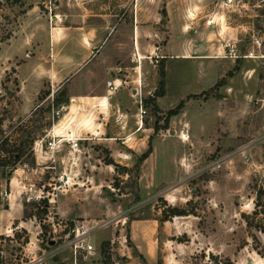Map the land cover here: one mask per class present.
Wrapping results in <instances>:
<instances>
[{
	"label": "rangeland",
	"instance_id": "obj_1",
	"mask_svg": "<svg viewBox=\"0 0 264 264\" xmlns=\"http://www.w3.org/2000/svg\"><path fill=\"white\" fill-rule=\"evenodd\" d=\"M165 1L139 4L149 6L140 11L139 20L145 25L154 21L155 29L146 38L156 45L140 59L137 86L144 88L140 92L146 111L142 125L149 127L143 132L147 138L141 151L131 154L126 164L113 166L107 164L111 158L106 148L80 141L79 150L68 159L71 168L66 170L61 168L64 160L53 156L51 162L43 157L41 161L53 168L24 181L43 186L46 193L26 201L21 180L23 165L28 163L12 165L6 155L29 130L34 140L44 137L46 129L66 112L71 89L68 80L60 85L62 78L45 77L42 66L20 83L18 64L31 54L21 68L30 65L37 48L47 53L45 26L75 24L78 18L79 23H97L107 16L113 24L95 52L100 57L120 51V36L129 40L127 24L135 15L131 11L135 0H0V135L8 137L5 151H0V161H5L0 166V208L8 197L21 204V215L11 232L0 230V264H22L33 256V264L42 257L62 264L55 250L73 223L83 224L90 232L111 229L120 236V256L115 254L120 264H264V0H185L190 9L185 13L183 40L182 36L170 37L171 30L165 28L169 17L164 12ZM106 8L107 14L101 15ZM170 15L176 23L177 14ZM202 33L205 41L221 46L216 58L182 61L162 57L182 44L198 43ZM252 37L262 39L258 47ZM166 43L173 48L163 49ZM248 49L257 57L237 55ZM37 61L38 66L48 63L40 54ZM161 77L163 93L156 95L160 107L154 102L156 97L143 103L150 97L146 88L151 87V93L157 90ZM56 95L66 100L51 106L60 108L59 115L52 118L49 111L39 116ZM179 101L180 108L168 117L164 128L167 110ZM86 112L80 105L72 115L86 118L90 116ZM115 117L113 121L120 119L117 110ZM155 125L157 130L152 129ZM148 136L151 153L137 163ZM13 176L17 181L13 179L11 191L8 182ZM169 207L186 214L172 216ZM143 218L155 220L149 254L147 246H135L128 238L130 222ZM101 236V232L92 234L90 240ZM31 239L39 246L33 252L25 245ZM113 246H119L117 239ZM102 251L104 256L109 252Z\"/></svg>",
	"mask_w": 264,
	"mask_h": 264
},
{
	"label": "crops",
	"instance_id": "obj_2",
	"mask_svg": "<svg viewBox=\"0 0 264 264\" xmlns=\"http://www.w3.org/2000/svg\"><path fill=\"white\" fill-rule=\"evenodd\" d=\"M143 1L145 0H135V4L131 7V11L135 15L131 18L130 26L127 24V28L131 30V33L128 35L129 40L125 41L121 35L120 51L113 54L107 52L99 57L97 52H95L99 46V42H102V36L109 31L113 24L107 22V16H101L100 21L97 23H79L80 20L78 18L75 24L56 22L48 27H44L46 31L45 44L47 46V53H41L39 51L40 48H37L38 52L34 55L35 58L32 63L30 65L25 64V69H22L21 65L27 63V58L31 54L26 55L23 58L24 62L18 64L19 68L17 67L16 69V76L20 79V83H23L25 76L30 71L38 73V68L42 66L46 71L44 72L45 77H52V79L55 77L62 78L59 82L60 85L67 80L69 81L68 85L71 91L68 94V98L70 102L65 106L67 108L66 112L61 114L62 117L46 129L45 134L51 131L59 132L62 129H69L74 135L85 137L84 141L89 142V144H100L106 148L108 156L117 164H126L131 154H137V152L141 151L147 138V134L143 132H146L149 127L143 125L137 127L135 123L137 109L135 108L134 89L137 88L139 77L141 76L140 59L145 57L142 53L147 51L151 54L156 46L146 38V34H151L155 29L154 21L145 25L141 24L139 20L140 11L148 6L145 3H143V6H140V2ZM175 1L176 3H174V0L165 1L164 12L167 17L169 16L165 22V28L171 30V33H169L170 37L182 36L181 40H183V29L186 25L185 13L190 8L186 5L185 0H181L180 2H178L179 0ZM125 11V8H120V12ZM174 13L177 14V17L175 18L176 23L173 24V16L170 14ZM100 14H107V8L104 11H100ZM122 19L127 22L125 18ZM187 31L190 34L189 30ZM202 35L203 33L199 35L201 40L198 43L191 46H182L183 44L181 43V47L175 52L168 50L167 56L162 57H166V60L179 59L182 61L187 59L203 61L216 58L219 55L221 46L216 42L205 41ZM127 42L131 44L129 45ZM168 43H166L167 45L163 49L173 48ZM124 44L127 47L121 48ZM194 46L196 47V51L192 52ZM158 53H161V48L158 49ZM244 53L237 55L247 57L243 55ZM39 54L44 55L45 61H48L49 64L46 62V64H39L38 66L37 60ZM52 79L50 83L53 86ZM110 79H113L115 82L113 89H107L105 84V81ZM139 86L140 90L143 91L144 88H141V85ZM51 90L53 91L54 89ZM145 92L151 95V87L146 88ZM159 100L160 97L154 99L158 107H160ZM80 105L86 109V115L90 116L80 118L72 115ZM30 109L31 107L26 112ZM115 110L118 111V116L120 115V119H117V121L116 119L113 121V118H116ZM78 113L76 114L78 115ZM37 148V146L34 148L32 146L33 157L35 164H40L43 157ZM67 150V146L63 144L54 153V158L60 159L61 162L64 160L61 167L64 170L71 168V164L68 163L70 153ZM145 160H147V156L143 159V161ZM55 166L59 167L58 163H55ZM178 174L179 172L176 173V175ZM13 179L17 181V178L13 176L10 177L8 182L11 191ZM138 185L139 190H141L140 183ZM6 200L5 207L0 208V230L11 232L14 220L18 219L21 215V204L11 197H8ZM165 200L168 199L165 197ZM154 221V218H143L132 220L129 224L132 230H130L128 238L129 236L132 238L135 246L143 249L147 246V254L151 253L152 237L155 239V235H152ZM117 222H120V219H117ZM150 228L151 230L149 231ZM98 232H101L102 236L97 241L92 242L90 240L91 235ZM115 239L119 243V246L116 248L113 246ZM85 241L91 244V254L83 249H78L75 251V254H72V249L67 245V240H65L57 246L55 250L56 255L54 256L62 258L64 261L62 262L60 259L62 264H120L115 256V254L120 256V236H115L114 231L112 232L111 229L101 228L93 230L86 237ZM25 245L32 252L35 251V248L39 249V246H36L32 239L25 243ZM102 248H106L109 251L105 252V256L103 255ZM65 252L68 253V257L63 255ZM31 258L28 262L22 264H33L34 256ZM48 260V258L43 259L37 264H52L51 262H47Z\"/></svg>",
	"mask_w": 264,
	"mask_h": 264
},
{
	"label": "built area",
	"instance_id": "obj_3",
	"mask_svg": "<svg viewBox=\"0 0 264 264\" xmlns=\"http://www.w3.org/2000/svg\"><path fill=\"white\" fill-rule=\"evenodd\" d=\"M262 39L259 37H252V43L258 47L261 44ZM233 54H235L233 52ZM244 56L247 57H257L258 54L253 52V50L249 49L247 50L244 54ZM262 55V54H260ZM264 59V55L261 56ZM107 89H113L115 86V82L113 79L111 80H106L105 81ZM134 94H135V103H136V118H135V123L137 127H140L142 125V119L146 113L143 105H142V99H141V92L140 88L134 89ZM50 112L52 118L55 116H58L60 113V108H53L50 107ZM53 124V123H52ZM51 124V126H52ZM50 126V127H51ZM86 138L83 136H76L71 132L69 129H62L59 132H54L51 131L47 134L44 135V137H41L37 140L33 141V148L38 147V151L41 152L42 157L47 158V160H50L51 162L54 161V153L61 147V145L65 144L67 146V151L70 153L71 156H75V153L79 150V142L84 141ZM47 153V154H46ZM45 154L47 157H45ZM72 158V157H71ZM50 167L53 168V166H46L43 162L41 165H23L22 171H23V177L21 180V183H23V192L25 193L26 197L25 200H38L39 198H42L44 192H43V186L41 187H35L33 183L30 182H25L24 180H27L28 176L31 174H34L37 176L40 174L41 170ZM63 181L67 179V176L64 175V173L61 175ZM90 231L87 227H85L83 224H77L73 223L71 228L69 229L68 232V237H67V245L71 247L72 249V254H75V251L78 249H83L87 253L91 254L92 253V247L91 244L87 243L86 237L89 235ZM42 258L37 259L36 262L42 261ZM35 259H33L34 261Z\"/></svg>",
	"mask_w": 264,
	"mask_h": 264
},
{
	"label": "trees",
	"instance_id": "obj_4",
	"mask_svg": "<svg viewBox=\"0 0 264 264\" xmlns=\"http://www.w3.org/2000/svg\"><path fill=\"white\" fill-rule=\"evenodd\" d=\"M236 67V66H235ZM229 73H231V71H229ZM160 75L162 76V69L160 70ZM218 83V82H217ZM163 78L161 77L158 81V89L157 90H153L152 94L150 95V97H148V99L144 100L143 103H146L147 101H153V98L156 97V95H161L163 93ZM48 93V91H46V94ZM66 100L59 97V95H56V97L52 100V102L50 104H47L46 107H44L42 110H40L39 112V116L43 113H49L50 111V107L51 106H55L58 104H61L63 102H65ZM181 101H179L175 107H173L172 109L167 110L165 117L163 118V127L166 128V124H167V119L169 116L174 115L177 113L178 109L181 106ZM153 108L156 110L155 105H152ZM57 108V107H56ZM19 124H17L15 127H17ZM45 125L48 127L50 125V121H46ZM158 126L155 125L152 127L153 130H157ZM31 130L27 131L25 134V138L18 141L17 144H13L11 145V150L7 153L6 155V159L10 162V164H15L17 162H26L28 163V165H33L34 164V157H33V152L31 149L32 143L35 139V137L33 135H31ZM149 138L148 137V142H147V148L144 152L140 153L137 157V163L141 162L151 151L150 149V144H149ZM8 143V137L7 136H1L0 135V151L4 150L5 151V144ZM23 157V159H21V157ZM7 161V162H8ZM23 163V164H24ZM5 161H0V166L4 165ZM107 164L110 165H115L116 163H114L111 159H108ZM45 205V204H44ZM170 210V214L173 215H185L186 213H183L173 207H169ZM26 216V215H24ZM29 216V215H28Z\"/></svg>",
	"mask_w": 264,
	"mask_h": 264
},
{
	"label": "water",
	"instance_id": "obj_5",
	"mask_svg": "<svg viewBox=\"0 0 264 264\" xmlns=\"http://www.w3.org/2000/svg\"><path fill=\"white\" fill-rule=\"evenodd\" d=\"M248 264H250V263L248 262Z\"/></svg>",
	"mask_w": 264,
	"mask_h": 264
}]
</instances>
